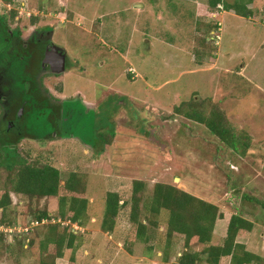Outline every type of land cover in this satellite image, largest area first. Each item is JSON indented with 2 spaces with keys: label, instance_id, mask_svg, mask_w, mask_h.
<instances>
[{
  "label": "rangeland",
  "instance_id": "374dc122",
  "mask_svg": "<svg viewBox=\"0 0 264 264\" xmlns=\"http://www.w3.org/2000/svg\"><path fill=\"white\" fill-rule=\"evenodd\" d=\"M221 7L212 12L207 0H0V14L12 25L66 29L57 35L67 45V71L47 85L55 99L84 114L72 130L57 132L77 135L70 138L51 137L55 125L41 115L44 108L29 101L20 120L22 133L50 138L20 140L19 154L60 171L59 196L70 195L64 182L78 174L89 201L82 228L60 225H69L78 247L65 250L55 264H177L183 240L176 236L168 249L167 213L157 229L147 231L148 240L134 238L129 219L134 181L145 184L146 202L161 183L216 205L223 219L216 221L212 245L223 244L232 215L252 222L251 235L237 242L262 259L256 264H264V0H253V15L246 19ZM211 25L215 30L207 31ZM34 62L39 66V58ZM193 99L211 101L226 114L249 143L245 152L228 150L204 125L185 118ZM99 134L109 144L96 155ZM5 177L0 169V188ZM108 193L117 194L123 207L114 231L104 233ZM59 196L29 200L10 194L15 224H26L30 232L19 226L0 238V264H39L42 242L58 224ZM44 210L53 219L37 226L35 215ZM202 249L192 245V251ZM55 251L46 247V254Z\"/></svg>",
  "mask_w": 264,
  "mask_h": 264
},
{
  "label": "trees",
  "instance_id": "16d2710c",
  "mask_svg": "<svg viewBox=\"0 0 264 264\" xmlns=\"http://www.w3.org/2000/svg\"><path fill=\"white\" fill-rule=\"evenodd\" d=\"M252 3L253 0H233L231 3H227L225 0H207V7L214 12L218 6H223L227 10L234 11L237 16L246 19L253 15L252 9L249 8V5ZM206 29H208L207 31L215 30L217 26L214 29L213 25H211V27L208 26ZM206 38L204 36L202 38L203 41ZM40 105L39 108H44L40 110L42 112L41 115L47 116L46 118L48 119L50 113L45 102H41ZM72 106L65 107L67 114L70 111L68 109ZM185 111L186 119L204 125L225 148L233 152H245L249 143L243 142V138L228 122L226 114L218 106L212 104L211 101L193 99L188 108L186 106ZM80 113V119L82 120L84 114ZM39 124L44 130V121L40 120ZM72 133L75 135L71 131L68 135L60 134V136L70 138L69 136H74ZM46 136L45 134L43 138L39 136L33 137L22 133L18 140L28 138L43 143L47 138H50ZM103 136V134L100 136L101 147H96V144L93 146L96 155H100L104 146L109 144L106 143L107 140ZM49 140L51 141L52 139ZM83 142L86 146L88 144L92 146L88 140H83ZM17 143L4 139L0 141V169L6 172L4 186L0 188V227L16 229L21 226L28 229L26 224H15L10 194L25 196L29 200L58 197L61 185V173L57 168L48 163L44 164L40 159L33 163L27 161L17 151ZM63 188L65 192L74 196H59L58 215L54 217L58 219V224L49 228V232L46 234L44 242H42V246L44 247L42 253L45 252V254L40 256L39 264H55L56 260L64 258L65 250H72L74 252L76 247H78L76 246L77 236L69 232V225L63 228L60 225L68 222L82 228L84 226L83 221L87 218L89 201L85 196V188L78 174L70 173L64 182ZM145 191L146 186L143 182H133L129 219L131 227L135 231L134 238L142 241L148 240L147 231L157 229L159 217L162 213H167L165 238L168 249L172 246L176 236H181L183 240V251L180 253L181 255L178 254L177 264H201L202 262L205 264H220L221 259L225 258L229 259V264H256L262 261L256 254L247 251L244 244L237 242L239 236L251 235L254 228V224L242 216L237 214L231 216L223 244L215 246L211 244L215 224L217 220L223 219V214L216 205L201 200L178 189L174 185L155 184L150 202H146L144 198ZM121 207L123 206L120 205L118 195L108 193L101 224V229L104 233L114 231ZM141 209L144 210V214L141 213ZM141 214L144 216L143 220L139 218ZM52 219V216L44 210L42 213L35 215L34 222L42 225V221L47 222ZM27 232L29 233L30 231L28 230ZM5 235L4 232H0V238H3ZM24 242H26V239ZM27 243V246H33V242L28 239ZM194 244L203 246V249L198 252L192 251V245ZM51 245L56 250L54 255L46 254V247ZM166 254L165 252L164 259L167 260ZM71 260L74 261L73 258Z\"/></svg>",
  "mask_w": 264,
  "mask_h": 264
},
{
  "label": "flooded vegetation",
  "instance_id": "af4514ba",
  "mask_svg": "<svg viewBox=\"0 0 264 264\" xmlns=\"http://www.w3.org/2000/svg\"><path fill=\"white\" fill-rule=\"evenodd\" d=\"M60 31L66 32V29L50 24L12 25L7 16L0 14V141L19 142L23 132L20 120L25 115L28 101L37 109L45 102L51 123L57 129L51 137H60L62 127L72 130L77 118L81 117L80 111L73 108L74 104L66 105L67 101L55 99L52 87L47 85V81L59 78L67 71L68 50L57 35ZM61 56L65 57V71L58 75L55 70ZM36 58H39V66L34 62ZM25 96L27 100H24ZM65 106H72L68 114Z\"/></svg>",
  "mask_w": 264,
  "mask_h": 264
},
{
  "label": "water",
  "instance_id": "95a60500",
  "mask_svg": "<svg viewBox=\"0 0 264 264\" xmlns=\"http://www.w3.org/2000/svg\"><path fill=\"white\" fill-rule=\"evenodd\" d=\"M64 71H65V57L64 56H61L58 59L57 69L55 70V73L56 74H61V73H64Z\"/></svg>",
  "mask_w": 264,
  "mask_h": 264
},
{
  "label": "built area",
  "instance_id": "2783aa9c",
  "mask_svg": "<svg viewBox=\"0 0 264 264\" xmlns=\"http://www.w3.org/2000/svg\"><path fill=\"white\" fill-rule=\"evenodd\" d=\"M220 26V24H219ZM46 221H42V225L45 224ZM35 224L38 226L40 223H37L35 222ZM13 231L12 228H3V227H0V232H4V233H11ZM25 231L27 232L28 230L25 228Z\"/></svg>",
  "mask_w": 264,
  "mask_h": 264
},
{
  "label": "clouds",
  "instance_id": "9594fccd",
  "mask_svg": "<svg viewBox=\"0 0 264 264\" xmlns=\"http://www.w3.org/2000/svg\"><path fill=\"white\" fill-rule=\"evenodd\" d=\"M218 9H221L222 10V7L221 6H218ZM220 23H217V29H218V26H219Z\"/></svg>",
  "mask_w": 264,
  "mask_h": 264
}]
</instances>
